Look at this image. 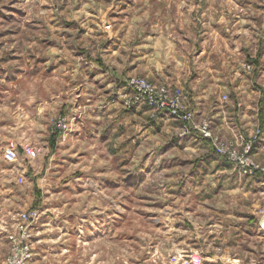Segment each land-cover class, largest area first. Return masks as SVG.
Wrapping results in <instances>:
<instances>
[{
	"label": "rangeland",
	"instance_id": "rangeland-1",
	"mask_svg": "<svg viewBox=\"0 0 264 264\" xmlns=\"http://www.w3.org/2000/svg\"><path fill=\"white\" fill-rule=\"evenodd\" d=\"M139 25L192 53L197 93L138 73L99 76L90 92L79 69L99 61V37L119 36L118 48L123 29ZM263 72L264 0H0L2 242L10 209L36 208L30 264H112L107 250L118 244L128 245L125 264H264V163L254 157L263 130L244 136L233 124L236 80ZM136 77L181 90L191 120L133 103L126 82ZM253 138L248 158L259 168L245 174L228 153ZM37 158L47 162L40 187L27 168Z\"/></svg>",
	"mask_w": 264,
	"mask_h": 264
},
{
	"label": "crops",
	"instance_id": "crops-1",
	"mask_svg": "<svg viewBox=\"0 0 264 264\" xmlns=\"http://www.w3.org/2000/svg\"><path fill=\"white\" fill-rule=\"evenodd\" d=\"M125 22V21H124ZM123 39L122 43L116 48L114 46V42L117 41L119 37H108L104 39V35L99 37L100 39L97 40L96 44L94 45V49L96 52L98 62L92 63L90 60V67L89 65L85 64L79 69L80 73L88 75L90 77V82L92 84L90 86V92L96 91L95 87H99V76L105 80L107 83H112L114 81H120L126 75H130V73L140 74L142 76L147 77L148 79L155 81V82H168L172 85H176L181 87L183 90H190L195 93L201 88L202 83L197 76H201L200 67L195 61V57L192 56V53L183 54L182 52H178L174 47V43L169 39H165L163 37L157 36V34H153L146 31L145 27L142 25L138 26V29L130 33L129 28L123 29ZM129 35V37H127ZM124 48L125 52H123V62L122 64L117 63L121 66H116V55L120 52V49ZM78 58V57H77ZM80 58V57H79ZM109 64L112 67H109ZM117 67V68H115ZM218 73L221 77H223V73L219 70ZM209 75L214 76L212 72ZM256 75V74H255ZM95 77V78H94ZM244 77L238 78L236 80L235 87L233 88L235 91V98L234 100V125L241 131V133L246 136L247 134H251L255 128L260 127L263 130V137H260L259 142L256 144L254 151V157L259 161L264 163V72L261 74L259 79L257 77L250 76V81L245 84ZM85 82V81H84ZM211 83L215 86L214 81L212 80ZM79 88H84L82 84L79 85ZM204 90V89H203ZM215 90V88L213 89ZM196 96V95H195ZM93 101L92 98H88ZM196 104H202L201 100H198V97H193ZM81 100L86 101L87 99L81 98ZM207 104H210L209 102ZM218 126L220 129H223L224 118L218 121ZM156 123L160 124L157 120ZM147 126L144 124L143 129H147ZM93 133V131H91ZM225 130L223 135H225ZM227 134V133H226ZM242 135V136H243ZM226 136V135H225ZM41 165V167H38ZM47 166L46 164H41V159H33L30 162L28 168V174L31 178L36 182V185L40 187L41 179L38 182L37 176L40 175L43 168ZM195 167L191 169L190 172H193ZM192 174V173H191ZM36 177V178H34ZM256 186L263 185L261 178H255L254 182H251ZM15 212L13 209H10L8 214V218L5 221H8V228L13 224L15 219ZM17 215V214H16ZM0 221H4L1 220ZM1 226V224H0ZM161 245V251H165L163 248V244ZM93 247V246H92ZM98 247V246H97ZM109 247V246H108ZM105 246L106 249H108ZM117 247L119 248H110L107 250V260L111 261L112 264H125V256L124 254L120 253L121 251L125 252L128 250L127 244H118ZM8 245L6 241V246L2 242L0 238V262L3 260L5 255L7 254ZM158 250V249H155ZM112 252V253H109ZM115 252H118L117 254ZM117 256V257H116ZM215 256H211L210 259H214ZM62 260H51L48 259L45 264H61ZM63 264H66L63 262Z\"/></svg>",
	"mask_w": 264,
	"mask_h": 264
},
{
	"label": "built area",
	"instance_id": "built-area-1",
	"mask_svg": "<svg viewBox=\"0 0 264 264\" xmlns=\"http://www.w3.org/2000/svg\"><path fill=\"white\" fill-rule=\"evenodd\" d=\"M126 83L136 97L133 103H143L153 106L157 112L165 111L169 115H175V117L182 121L187 122L191 120L192 113L181 111L184 102V95L181 90H172L163 84L154 85L138 77L129 78ZM205 130L207 131V125L203 124L202 131L205 133ZM256 139L257 138H253L249 140L240 153L235 151H230L228 153L230 156V158H228L229 161L238 160L245 174L252 173L259 168L258 166L255 167L248 158V155L254 148ZM23 152L26 157H30L34 154L29 147H24ZM5 155L9 160H15L18 157L17 150L13 148L6 150ZM38 219L39 212L36 208L24 210L16 215L13 224L6 230L8 250L0 264H30L32 262L34 251L31 232Z\"/></svg>",
	"mask_w": 264,
	"mask_h": 264
}]
</instances>
